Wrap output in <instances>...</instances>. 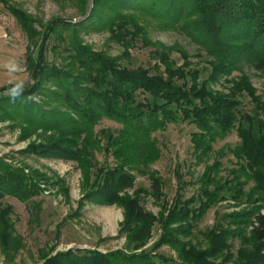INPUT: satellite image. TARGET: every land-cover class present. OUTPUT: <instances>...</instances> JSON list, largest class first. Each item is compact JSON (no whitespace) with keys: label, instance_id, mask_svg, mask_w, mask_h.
Returning <instances> with one entry per match:
<instances>
[{"label":"rangeland","instance_id":"1","mask_svg":"<svg viewBox=\"0 0 264 264\" xmlns=\"http://www.w3.org/2000/svg\"><path fill=\"white\" fill-rule=\"evenodd\" d=\"M5 1L36 18L34 27L40 31L53 20L73 23L66 26L62 21L56 22L55 31L47 41L44 64L49 69L67 71L83 87L92 88L94 82L84 80L81 76L84 69L79 62H75L76 67L72 65L69 55L75 50L66 51V47L73 43L109 55L129 68L141 66L156 72L154 65L161 64L154 53L157 44L166 50L172 47L168 52L179 65L187 59L191 68L201 69L205 75L201 80L210 68L206 52L181 28L161 27L148 15L141 22L146 25L151 43L146 44L138 35L127 46L112 37L111 29L91 26L101 21L97 18L93 24H86L89 27L76 25L74 20L85 13L83 0H0V88L22 81L24 88L30 89L35 80L29 66L41 50V38L36 43L32 41L6 8ZM117 9L128 13L123 7ZM104 13L108 17L111 10ZM178 48L186 51L187 58ZM10 63L15 64V71L10 70ZM245 71L257 92L264 96L263 69L246 65ZM238 75L239 71H233L214 87L222 89L227 84L226 78ZM62 81L58 73L48 72L39 80L40 94H25L15 101L5 100L9 97L7 92L0 91V172L12 169L24 177L22 187L10 186L12 191L5 192L0 199V208L7 210L5 220L10 232L7 237L0 229V264H40L59 251H71L77 256L105 253L111 255L113 264H197L196 256L211 247L214 236L226 229L237 232L243 228L244 237L234 234L223 237L227 246L223 254L214 258L219 264H241L254 248V237L249 235V222L239 225L235 221L257 206L264 212L262 203L248 201L245 196L226 197L210 204L197 199L207 165L219 161L216 178L222 182L232 177V169L239 168L236 157L228 150L239 142L237 132L233 130L215 141L212 151L201 158L194 153L198 149L192 140L197 127L183 119L151 131L153 143L144 151L137 143L115 145L113 142L123 124L107 116L100 117L87 132H74L66 125L50 126V120L43 118L50 112L54 116V112H59L62 119L64 114L76 115L64 99ZM243 102L248 109L252 107L249 97L243 98ZM63 136L79 139V144L86 145L85 153L72 146L68 149L81 157L42 150L54 142L66 144L61 141ZM123 151L131 156L126 164L133 177L131 183L117 190L119 200L97 202L95 193L109 175L101 166L113 168L120 163L117 155ZM241 177L245 179L244 175ZM246 181L244 189L249 191L254 181L247 177ZM134 197L156 217L149 234L140 235L142 221L126 216V205L121 198ZM190 209L196 211L188 212Z\"/></svg>","mask_w":264,"mask_h":264},{"label":"trees","instance_id":"2","mask_svg":"<svg viewBox=\"0 0 264 264\" xmlns=\"http://www.w3.org/2000/svg\"><path fill=\"white\" fill-rule=\"evenodd\" d=\"M100 1L95 0L88 19L76 25L87 26L86 24H93V20L97 18L101 21L91 26L111 29L112 37L124 45L128 46L133 39L139 37L138 35L149 44L151 41L146 25L141 20L147 15L151 16L162 25L161 27L181 28L206 52L210 65L206 77L201 80L202 75L205 76L204 72L191 68L189 60L186 59L179 65L171 59L168 50L172 47L166 50L163 45L157 44L158 48L154 53L159 56L161 64L154 65L156 72H152L150 68L141 66L129 68L119 64L109 55L96 52L86 45L73 43L66 47V51L73 48L75 50L74 54L69 55L72 65L76 67L75 62H79V66L84 69L81 76L86 81L94 82L92 88L83 87L77 83L78 79L67 71L64 73L51 67L49 69L44 64L47 41L55 31L56 22L62 21L66 26H72L73 23L62 19L53 20L54 22L48 23L43 31H40L34 27L36 18L5 1L6 8L20 22L32 41L36 43L41 38L39 56L29 66L35 82L30 89L24 88L23 95L40 94V78L48 72L58 73L63 78L60 88L66 92L64 99L69 101L68 105L76 115L64 114L65 118L62 119L59 112H54L55 116L50 112L48 117H43L50 120V126L66 125L74 132H87L92 130L100 117L107 116L123 124L115 137L116 142L113 143L123 147L137 143L142 151L153 143L151 131L178 119L187 120L197 127L192 140L195 149H198L194 153L200 158L212 151L215 141L235 130L240 140L234 146H229L228 150L236 157L239 168L232 169V177L222 182L216 178L219 161L215 160L212 165H207L201 178L203 186L197 199L204 204H210L226 197L241 199L245 196L248 201L255 200L264 206V96L257 92L245 71L246 65L264 71V0H117L116 3L115 0ZM83 2L87 4L86 0ZM99 2L102 5H99ZM105 6L106 10H111L108 17L104 16ZM118 6L128 10V13L118 11ZM178 50L187 58L186 51L182 48ZM233 71H239L240 75L226 78L227 84H224L222 89L214 87L223 76H231ZM14 84H5L0 91L8 92ZM246 97L250 98L252 104L249 109L244 106L243 98ZM4 99L13 101L10 97ZM63 140L66 144L54 142L42 147V150L77 158L81 155L68 149L69 146L84 153L87 149L85 144H79V139L74 141L63 136L61 141ZM124 151L117 155L121 161L113 168L101 166L109 175L107 174L105 184L99 190L97 188L94 198L97 202L112 203L119 200L117 190L122 185L131 183L133 177L126 167L131 156L124 154ZM116 152L118 154V150ZM246 177L254 181L249 191L244 189ZM23 180L24 177L18 171L4 169L0 172V199L4 197L5 192L12 191V186L22 187ZM121 200L126 205L127 218L142 221L140 235L149 234L156 217L146 211L136 197ZM190 211L196 210H188ZM6 214L7 210L0 208V229L3 231L2 235L8 237L10 232L9 224L5 220ZM240 214L242 213H238ZM241 216L239 221L235 222L239 225L249 222V235L254 237V248L243 258L241 264H264V212L257 206L255 210ZM231 230L226 229L214 236L211 247L196 256V263L219 264L214 258L224 253L227 243L223 237L232 234L246 236L243 228L237 232ZM75 261L78 264H113L109 254L91 253L77 256L71 251H59L40 264H72Z\"/></svg>","mask_w":264,"mask_h":264},{"label":"clouds","instance_id":"3","mask_svg":"<svg viewBox=\"0 0 264 264\" xmlns=\"http://www.w3.org/2000/svg\"><path fill=\"white\" fill-rule=\"evenodd\" d=\"M9 68L11 71H15V64L10 63ZM24 85L23 82L15 83L11 88H9L7 95L15 101L16 99L20 98L23 95Z\"/></svg>","mask_w":264,"mask_h":264},{"label":"water","instance_id":"4","mask_svg":"<svg viewBox=\"0 0 264 264\" xmlns=\"http://www.w3.org/2000/svg\"><path fill=\"white\" fill-rule=\"evenodd\" d=\"M94 2L95 0H87V4H86V9H85V13L82 14L81 16H79L77 19H75L74 21L79 23L82 22L86 19H88V17L91 15L93 8H94Z\"/></svg>","mask_w":264,"mask_h":264}]
</instances>
